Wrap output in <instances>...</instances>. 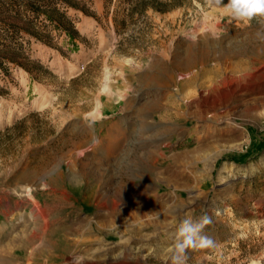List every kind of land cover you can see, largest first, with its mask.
Returning a JSON list of instances; mask_svg holds the SVG:
<instances>
[{
  "label": "rangeland",
  "instance_id": "rangeland-1",
  "mask_svg": "<svg viewBox=\"0 0 264 264\" xmlns=\"http://www.w3.org/2000/svg\"><path fill=\"white\" fill-rule=\"evenodd\" d=\"M13 1L0 0V45L8 42L5 24L20 29L18 60L31 72L0 69V264H74L75 257L81 264H170L166 249L180 222L205 212L216 247L190 249L186 264H264V107L245 111L264 97V81H251L264 73V59L256 57L264 23L232 20L206 0H159L176 7L144 16L138 9L132 16V6L119 0H63L56 6L79 33L71 40L44 18L30 26L28 0ZM195 52L206 54L187 68ZM7 54L0 58L11 61ZM247 73L250 82L215 91ZM197 74L187 90L192 97L179 91L180 81ZM155 153L170 161L150 179L138 167ZM81 162L104 176L87 180ZM119 184L130 195L117 194ZM147 188L156 193H140ZM32 196L47 211L45 223ZM113 202L122 216L103 222L98 215L108 216ZM74 218L88 223L68 237L79 248L45 233L30 243L47 221L56 230Z\"/></svg>",
  "mask_w": 264,
  "mask_h": 264
},
{
  "label": "bare ground",
  "instance_id": "bare-ground-1",
  "mask_svg": "<svg viewBox=\"0 0 264 264\" xmlns=\"http://www.w3.org/2000/svg\"><path fill=\"white\" fill-rule=\"evenodd\" d=\"M264 36V35H263ZM262 36V38L263 39H261L262 41H263V43H264V37ZM259 46V45H258ZM261 48H259V49H257V55H256V57L257 58H259V59H264V47L262 48V46H260ZM240 51V50H239ZM246 51V50H245ZM206 53H196L195 52V54L193 55V57H192V59H190L191 60V62H190V64L187 66V68L188 67H195L196 66V64H198V61H200L201 59H202V57L205 55ZM229 54V53H228ZM241 55V54H240ZM243 55H245V52H243ZM242 55V56H243ZM190 57V56H189ZM254 57V56H253ZM189 61V60H188ZM257 61V60H256ZM262 61H264V60H262ZM189 63V62H188ZM238 68V67H237ZM220 69V68H219ZM246 72V71H245ZM224 73V72H223ZM260 74V73H259ZM198 76H200L199 74H197V75H194L193 76V79L192 80H187V81H185V83H182L181 81H180V83H179V91H182V92H184V93H186L187 95H188V89L191 87H193L194 85H195V80H197V79H199L198 78ZM231 76H233V75H231ZM248 77H251V75H249V73H247V74H245L244 76H240V77H233V78H231L229 81H227V80H225V82L224 83H222L221 85H219V87L217 86L216 87V89H215V91H217V90H219L220 88H221V86L222 85H224V86H226V85H233V84H235V83H238V82H242L243 80L244 81H246V82H250V81H247V78ZM252 79H251V81L252 82H261V81H264V73L263 74H261V76H259V75H256V76H254V77H251ZM223 79V78H222ZM228 79V78H227ZM172 80V79H171ZM182 80H184V79H182ZM213 82V81H212ZM220 83V82H219ZM212 84H214V83H212ZM215 85V84H214ZM212 87V86H211ZM190 88V89H191ZM194 88V87H193ZM210 88V87H209ZM232 88V87H231ZM248 88V87H247ZM250 89V88H249ZM175 90H177V89H175ZM188 90V91H187ZM192 90V89H191ZM212 90V89H211ZM178 90L176 91L177 93L179 92ZM262 91H264V89H262ZM173 92H174V90H173ZM232 93L231 94H229V96L231 97L230 98V100L232 99V96H233V92L234 91H231ZM193 94H195V92H192ZM210 93V92H209ZM191 94V93H190ZM192 94V95H193ZM213 94V93H212ZM174 95V94H173ZM186 95V96H187ZM192 95H188V96H191L192 97ZM209 95V94H208ZM219 96V95H218ZM185 97V96H184ZM189 98V97H188ZM187 98V99H188ZM218 98V97H217ZM186 99V100H187ZM190 99V98H189ZM198 99V98H197ZM204 99V98H203ZM215 100H216V98H215ZM194 101H196V100H194ZM193 102V101H192ZM191 102V103H192ZM194 103V102H193ZM217 104V101H215V103H213V107H211L210 106V108H212L213 110H216V105ZM191 105H189V107H190ZM231 106V105H230ZM229 106V107H230ZM219 107V106H218ZM264 107V97H262V98H256V99H254L253 100V102L252 103H250V104H248V105H246L245 106V111L247 112V113H253V112H255V111H257V110H259L260 108H263ZM230 109H232V108H230ZM237 109V108H236ZM209 110V109H208ZM228 111V110H227ZM210 112H211V110H210ZM216 112V111H215ZM205 113H206V111H200L198 114V116L201 118V119H206L205 118ZM214 113V112H213ZM212 113V114H213ZM222 113V112H221ZM224 114V113H223ZM254 114V113H253ZM212 117H214V119L215 120H217V119H220L221 117L219 116V114L218 113H216L215 115H212ZM209 118V117H208ZM257 118H258V116L256 117V120H257ZM222 119H223V117H222ZM221 119V120H222ZM172 131V130H171ZM189 131V130H188ZM184 134V133H183ZM86 138V137H85ZM122 140V139H121ZM86 141V140H85ZM119 146V145H118ZM117 146V147H118ZM122 156V154H121V152L116 156V158H118L119 156ZM72 160H74V159H72ZM71 161V160H70ZM86 161V160H85ZM121 161V160H120ZM170 160H168V158H166L165 156H164V154H157V153H155V155L153 156V160H148L147 161V164H140L139 165V167H138V172H141L143 175H146V177L147 178H150V179H153V178H155V176H156V178L159 176V173H158V171L159 170H163V169H165V168H163L164 167V165L167 163V162H169ZM88 162V161H87ZM183 162L184 163H186V165H188L189 163L191 164V161H190V154H188V153H186L185 155H184V160H183ZM74 163V162H73ZM78 163V162H77ZM95 163V162H94ZM177 163V162H176ZM72 164V163H71ZM71 164H69V166L71 165ZM90 164V163H89ZM97 164H99V167L101 168V167H104L103 165H101L100 163H97ZM96 164V165H97ZM115 164V163H114ZM114 164H107V166L110 168V169H113L114 167H115V165ZM131 164V163H130ZM173 164V163H172ZM80 165V164H79ZM127 165H129V164H127ZM178 165V164H177ZM82 166V167H81ZM73 167V166H72ZM80 167H81V173L83 172V171H85L86 172V174H89L90 176H86V178H87V180H89V178H91V177H93L92 175H94V177L95 178H99L100 176H101V178L104 176H102V175H100L99 173H98V167L97 166H94L95 168H96V170H94V168L93 169H91V166H89L88 167V165H85L84 163H82L81 162V165H80ZM170 168V167H169ZM172 168V167H171ZM71 169V168H70ZM103 169V168H102ZM129 169H131V167H129ZM94 170V171H93ZM101 170V169H100ZM108 170V168L106 169V171ZM58 171V170H57ZM61 171V170H60ZM76 171H77V169H76ZM59 172V171H58ZM102 172V171H101ZM104 172H105V170H104ZM163 172V171H162ZM60 173V172H59ZM84 173V172H83ZM82 173V174H83ZM128 173H129V171H128ZM85 174V173H84ZM85 174V175H86ZM133 174V173H132ZM131 174V175H132ZM30 175V174H29ZM39 175V174H38ZM60 175V174H59ZM73 175V174H72ZM84 175V176H85ZM34 176H36V175H34ZM134 176V175H133ZM29 177V176H28ZM93 177V178H94ZM135 177H136V174H135ZM32 178V177H31ZM83 178V177H82ZM43 179V178H42ZM52 179V178H51ZM84 179H85V177H84ZM137 179V178H136ZM97 180V179H96ZM99 180V179H98ZM103 180V179H102ZM158 180H159V178H158ZM160 181H161V179H160ZM89 182V181H88ZM103 182V181H102ZM43 183V182H42ZM48 183V182H47ZM47 183H45V184H47ZM125 183H127V182H125ZM128 184H129V182H128ZM131 184V183H130ZM48 185V184H47ZM132 185V184H131ZM143 185V184H142ZM40 186H41V184H40ZM108 186V185H107ZM126 186V185H125ZM125 186H122L121 184H119L118 186H117V190H118V193L117 194H119V195H121V196H123V197H125L127 194L128 195H130L129 194V192H127V191H129L130 189H127L126 190V187ZM129 186V185H128ZM82 188V187H81ZM154 188V187H153ZM51 189V188H50ZM100 190V189H99ZM36 191V190H35ZM34 191V192H35ZM53 191H55V190H53ZM60 192V191H59ZM71 192V191H70ZM96 192V190H94L93 191V193H95ZM137 193V192H136ZM141 193V192H140ZM56 195V194H55ZM90 195V194H89ZM88 195V196H89ZM145 195V194H144ZM68 196V195H67ZM93 196V195H92ZM118 196V195H117ZM33 198L31 199V202H32V204H33V206H34V209H35V211L37 212V215H38V217L37 218H39V219H41V220H43L44 219V223H45V221H46V213H47V211L45 210V209H43L42 207H41V204H40V202L39 201H37L36 200V198L34 197V196H32ZM48 197V196H47ZM52 197V196H51ZM102 197V196H101ZM130 197H132V198H135V197H137V195L136 194H134V193H132L131 194V196ZM30 198V197H29ZM28 198V199H29ZM117 198H120V197H117ZM27 199V200H28ZM113 199H114V196H113ZM131 199V198H130ZM74 201V200H73ZM16 202V201H15ZM23 202V201H22ZM102 202V201H101ZM104 202V201H103ZM112 203V202H111ZM110 203V204H111ZM143 203V202H142ZM150 203V202H149ZM21 204V203H20ZM29 204V203H28ZM113 204H114V202H113ZM121 204V203H120ZM126 204V203H125ZM151 204V203H150ZM102 205V204H101ZM117 204H114V207L112 208V211L110 212V216L108 215V216H101V215H98V217L99 218H103V222H106V223H108V222H115V220H120L119 219V217L120 216H122V213L121 212H119L118 210H117V206H116ZM145 205V204H144ZM154 205V204H153ZM119 206V205H118ZM10 207V206H9ZM14 207V206H13ZM26 207V206H25ZM30 207H31V205H30ZM135 207V206H134ZM153 207V206H152ZM15 208H16V206H15ZM9 209V208H8ZM148 209V208H147ZM151 209V208H150ZM120 210H121V208H120ZM11 212V211H10ZM3 213V212H2ZM5 213V212H4ZM52 213V212H51ZM125 213V212H124ZM146 213V212H145ZM4 215V214H3ZM26 215V214H25ZM97 215V214H96ZM27 216V215H26ZM50 216V215H49ZM24 218H26V217H24ZM105 218V219H104ZM141 218V217H140ZM122 219V218H121ZM28 220V219H27ZM86 220V219H85ZM51 222H53V221H51ZM71 222H73L72 224H70ZM127 223H130L129 221L127 222ZM126 223V224H127ZM33 224V223H32ZM85 224H88L87 223V221H81L80 219H72L71 221H69V222H67V221H65L64 223H62V224H59L58 226H59V228L58 229H56V230H51V227L50 226H52L51 225V223H49L48 221L46 222V224L44 225V229L42 228H37L38 230L36 231L35 230V232H32V233H34L33 234V238H32V240H30V243L34 246L36 243H37V241L39 242L40 240H41V233H45L46 234V236H48L49 238H51V236H57V235H60V240H62L64 243H68L70 240L68 239V237H69V235H80V233L82 232V230H83V228L85 227ZM115 224V223H114ZM125 224V225H126ZM131 224V223H130ZM54 225V224H53ZM111 225V224H110ZM134 225H135V223H134ZM129 226V225H128ZM128 226H125L126 228H128ZM140 226V225H139ZM123 228H124V226H123ZM139 228V227H138ZM30 230V229H29ZM28 230V231H29ZM122 230V229H121ZM135 230V229H134ZM133 230V232L132 231H129L130 233L132 232L133 234H132V237L133 238H135V237H137V236H139V234H140V231L139 230H135L134 231ZM15 231V230H14ZM23 232V231H22ZM126 233V232H125ZM30 235H32V234H30ZM28 236V235H27ZM23 237H26V236H23ZM17 239H18V237H17ZM29 239V238H28ZM31 239V238H30ZM52 240V239H51ZM6 241V240H5ZM24 241H25V239H24ZM75 242V241H74ZM68 243L69 244V246L70 247H75V248H79L80 247V244L78 243V242H75V243ZM15 243H17L16 241H12V243L10 242L9 243V245H8V247H6V249H4L3 251L5 252V251H8L9 249L11 250V248H9V246L11 247L12 245H14ZM42 243V242H41ZM47 243V242H46ZM92 243H95V241H92ZM24 244V243H23ZM48 244V243H47ZM57 244V243H56ZM56 244H53V246H56ZM49 245V244H48ZM26 247V246H25ZM24 247V248H25ZM31 247V246H30ZM51 247V246H50ZM22 248V247H21ZM42 250H43V248H41ZM28 250H29V248H28ZM42 250H39L38 249V251H37V254H41V252H43ZM17 251V250H16ZM47 251H48V248H47ZM89 251L90 250H85V252H86V254H88L89 253ZM52 253H53V250H52ZM15 254V253H14ZM17 254V253H16ZM27 255H28V253H27ZM49 255V254H48ZM38 257V256H37ZM18 258V257H17ZM24 258H25V256H24ZM19 259V258H18ZM26 259V258H25ZM21 260V259H20ZM52 260V259H51ZM37 261V260H36ZM41 261V260H40ZM36 264V263H35Z\"/></svg>",
  "mask_w": 264,
  "mask_h": 264
},
{
  "label": "clouds",
  "instance_id": "clouds-1",
  "mask_svg": "<svg viewBox=\"0 0 264 264\" xmlns=\"http://www.w3.org/2000/svg\"><path fill=\"white\" fill-rule=\"evenodd\" d=\"M214 8L222 9L232 20L250 22L254 19L264 23V0H206ZM213 223V217L206 212L195 220L183 219L175 235L174 242L166 249L170 253V264H186L188 251L212 249L216 247L215 240L205 232V228ZM83 257H75L74 264H81Z\"/></svg>",
  "mask_w": 264,
  "mask_h": 264
},
{
  "label": "trees",
  "instance_id": "trees-1",
  "mask_svg": "<svg viewBox=\"0 0 264 264\" xmlns=\"http://www.w3.org/2000/svg\"><path fill=\"white\" fill-rule=\"evenodd\" d=\"M108 4H112L114 0H105ZM120 2H126L129 3L132 7V16L134 15L135 10H139L143 13H140V16H144L145 13L149 10H153L155 12L166 14L169 11H171L173 8L176 7V5H169V3H162L159 0H119ZM138 1V4H135V2ZM8 5L13 4V0H7ZM25 2V1H24ZM63 3L66 4L63 0H44V1H37V0H28L26 1L27 8L29 9V13L34 16L33 21H29V25L34 28L35 22L38 21L41 18H44L45 21L51 23L54 25V28L56 30H59L60 32L66 33L67 36L72 40L76 39L77 36H79L78 32L76 31V28L73 24H70V20L66 17L65 13H61L56 6L57 3ZM3 5L0 4V9L2 10ZM126 23V21H124ZM6 31L3 32L5 37L7 38V43H2L0 45V51L8 53L7 56H9L10 60L2 59L0 58V69L3 70L6 74L9 73L7 64L10 65H19L25 71L31 72L29 68L26 67L25 64H20L19 62V56L24 55V48L23 45L18 44L14 40L15 37L19 35L22 31L18 29L16 26H13L11 24H5ZM30 30V29H29ZM29 36H31L34 39L41 40L40 35L36 31L30 30L28 31ZM12 40V41H11ZM77 47V45H76ZM27 62V61H26Z\"/></svg>",
  "mask_w": 264,
  "mask_h": 264
},
{
  "label": "crops",
  "instance_id": "crops-1",
  "mask_svg": "<svg viewBox=\"0 0 264 264\" xmlns=\"http://www.w3.org/2000/svg\"><path fill=\"white\" fill-rule=\"evenodd\" d=\"M141 193L150 194V193H156V190L153 188H147L144 191H140Z\"/></svg>",
  "mask_w": 264,
  "mask_h": 264
}]
</instances>
